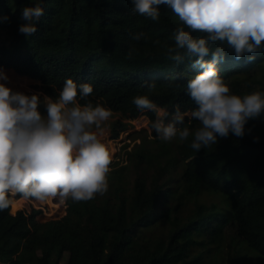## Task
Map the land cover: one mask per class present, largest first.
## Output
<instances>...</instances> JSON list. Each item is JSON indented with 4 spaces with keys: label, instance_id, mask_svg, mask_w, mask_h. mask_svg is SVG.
<instances>
[{
    "label": "trees",
    "instance_id": "16d2710c",
    "mask_svg": "<svg viewBox=\"0 0 264 264\" xmlns=\"http://www.w3.org/2000/svg\"><path fill=\"white\" fill-rule=\"evenodd\" d=\"M37 3L44 14L27 37L18 31L26 23L22 9ZM159 7V20L152 21L133 14L131 0H0V67L38 80L53 98L68 78L89 83L93 92L85 101L103 95L127 119L142 111L132 102L137 95L169 113L179 104L186 113L196 107L186 85L202 70L192 67L195 58L179 65L168 58L173 33L186 26L166 5ZM138 32L146 39L134 40ZM107 40L115 41V51ZM211 58L210 52L205 60ZM217 67L232 94L264 93V50L249 61L248 55L235 59L226 48ZM9 77L7 83H14ZM40 111L45 114L43 106ZM154 120L153 113L150 124ZM116 123L121 122L108 120L102 127ZM185 125L199 126L187 115ZM245 127L251 134H230L199 152L191 149V136L164 142L155 131L137 148L122 143L103 196L80 202L51 198L47 213H61L65 202V214L43 221L39 208L12 211L11 204L0 211L2 258L21 249L42 250L37 263L25 264H264V115Z\"/></svg>",
    "mask_w": 264,
    "mask_h": 264
},
{
    "label": "clouds",
    "instance_id": "9594fccd",
    "mask_svg": "<svg viewBox=\"0 0 264 264\" xmlns=\"http://www.w3.org/2000/svg\"><path fill=\"white\" fill-rule=\"evenodd\" d=\"M131 2L133 14L152 21L159 20V6L166 5L186 26L173 33L175 46L167 48L168 58L177 65L185 58H195L192 67L202 70L186 85V94L196 105L190 113H182L179 104L174 113H169L147 95L133 98L138 109L155 114L151 128L158 138L184 142L191 136L190 147L199 152L230 134L238 139L246 132L251 134L252 129L245 126L249 120L264 115V93L232 94L217 65L226 58V48L234 52L235 59L248 55L249 61L264 50V0ZM43 14L38 3L23 8L26 23L19 26V33L27 37L35 34L36 21ZM195 32L204 35L195 37ZM132 38L139 41L146 36L138 32ZM210 52L211 60H205ZM9 79L7 72L0 69V211L7 210L11 197L16 195L40 202L51 198L80 202L107 193L112 156L97 130L111 118L112 111L99 104L79 102L92 94V85H78L68 78L53 98L14 91L7 84ZM186 115L199 126L194 130L186 126ZM253 142H259V136Z\"/></svg>",
    "mask_w": 264,
    "mask_h": 264
},
{
    "label": "rangeland",
    "instance_id": "374dc122",
    "mask_svg": "<svg viewBox=\"0 0 264 264\" xmlns=\"http://www.w3.org/2000/svg\"><path fill=\"white\" fill-rule=\"evenodd\" d=\"M107 43L112 51H115L116 49V43L114 40H107ZM0 69H3L7 72L8 75H10L12 78V82L14 83H7L14 91H23L28 94H31L33 92L36 93H43L40 89V82L34 78H30L28 76L20 75L12 68H3L0 67ZM81 104L87 103L88 101L80 100ZM93 105H102L112 111V116L109 119L110 121H116L119 120L121 123H116L113 126L110 127H102L100 130H97L99 133H102L100 135V139L103 143H105L110 152L111 156L113 158L114 153L117 151L118 147L124 143L128 148H137V145L141 142V139L145 135H149L150 137H153V129L151 128V118L153 115V112L146 111L145 115L143 116V113H139L134 118L127 119L124 118L117 110L109 106V104L106 101V98L103 95H95L94 100L91 101ZM166 110L163 106H158ZM192 110L187 111L186 113H190ZM147 112H151L152 115L147 116ZM147 117V118H146ZM140 131V132H135ZM135 132V133H134ZM133 133V134H131ZM116 148V149H115ZM12 198V197H11ZM15 199H22L23 197H13ZM24 199V198H23ZM29 201V205L25 206L24 204H15L12 200V211H16L19 208H22L26 212H30L32 208H39L41 209V212L38 215V218L40 220H48L52 218H59L62 215L65 214V202L63 205V211L61 213L51 216L47 212L49 211V204L47 202H40L34 199H27ZM47 252L52 250V247L46 246L45 248ZM44 250V253L45 251ZM8 253V252H7ZM42 253V250L37 251H23L19 249L14 254H9V258L5 260L6 258H2L0 254V263H5L6 261H10L12 259H19L22 263H37L38 262V256Z\"/></svg>",
    "mask_w": 264,
    "mask_h": 264
},
{
    "label": "crops",
    "instance_id": "0c3cea01",
    "mask_svg": "<svg viewBox=\"0 0 264 264\" xmlns=\"http://www.w3.org/2000/svg\"><path fill=\"white\" fill-rule=\"evenodd\" d=\"M116 149V148H115Z\"/></svg>",
    "mask_w": 264,
    "mask_h": 264
}]
</instances>
